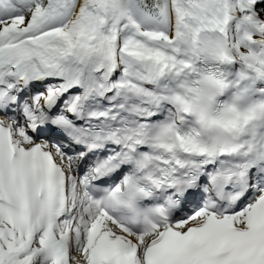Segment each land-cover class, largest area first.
<instances>
[{
    "label": "snow or ice",
    "instance_id": "snow-or-ice-1",
    "mask_svg": "<svg viewBox=\"0 0 264 264\" xmlns=\"http://www.w3.org/2000/svg\"><path fill=\"white\" fill-rule=\"evenodd\" d=\"M0 264H264V0H0Z\"/></svg>",
    "mask_w": 264,
    "mask_h": 264
}]
</instances>
